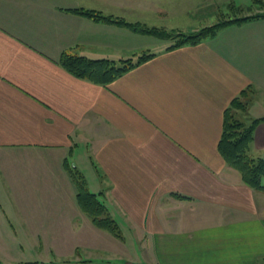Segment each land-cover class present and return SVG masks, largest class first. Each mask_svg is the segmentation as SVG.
<instances>
[{
    "label": "crops",
    "instance_id": "1",
    "mask_svg": "<svg viewBox=\"0 0 264 264\" xmlns=\"http://www.w3.org/2000/svg\"><path fill=\"white\" fill-rule=\"evenodd\" d=\"M252 1L0 0V264H264V192L219 151L241 91L254 89L249 120L264 118V17L169 49L70 11L191 33ZM64 52L154 56L101 85L67 71ZM250 153L264 158V120ZM66 163L123 239L81 209Z\"/></svg>",
    "mask_w": 264,
    "mask_h": 264
},
{
    "label": "trees",
    "instance_id": "2",
    "mask_svg": "<svg viewBox=\"0 0 264 264\" xmlns=\"http://www.w3.org/2000/svg\"><path fill=\"white\" fill-rule=\"evenodd\" d=\"M70 11L92 18L95 21L127 27L137 33L154 35L160 38L172 37V34L165 29L148 27L139 22H130L122 17L105 15L94 9L75 8ZM260 17H264V14L245 17L244 19H240L241 21H221L213 26L204 27L189 34L184 32L176 33L175 38H177V41L169 49H174L185 44H197L207 37L216 35L219 30L226 26L241 24ZM153 56V53H143L137 59L114 60L109 58L93 59L83 55L64 52L60 58V64L76 77L87 79L97 84L108 85L135 65ZM253 91L252 87L241 91L225 109L219 151L227 164L239 171L244 183L253 189L264 192V184L262 183L264 177V158L254 157L250 153L255 128L260 121L264 120V118L249 120L247 117V108ZM66 168L77 189L79 205L91 217L93 224L100 229L108 231L114 237L123 239L119 224L110 215L109 209L100 195L89 190L83 173L70 167L68 163H66Z\"/></svg>",
    "mask_w": 264,
    "mask_h": 264
},
{
    "label": "rangeland",
    "instance_id": "3",
    "mask_svg": "<svg viewBox=\"0 0 264 264\" xmlns=\"http://www.w3.org/2000/svg\"><path fill=\"white\" fill-rule=\"evenodd\" d=\"M90 1H92V0H88V2H90ZM257 14H264V0H253L251 3H249L243 7H239L237 5H229L227 8L219 10L215 19H210V20L206 21L207 23H204V24H209V25L205 26V27H209V26H213L216 23L221 22V21H229V20L241 21L240 19H244L245 17H249V16L250 17L256 16ZM167 31L172 34V37L171 38H164V39H168L172 43L177 41V38H175L176 37L175 34L180 33L181 31H179V30H170V31L167 30ZM196 31H198V30H196ZM187 34H189V33H187ZM244 117H245V115H244ZM242 118H243V116H242ZM96 238L99 241L103 242V247L107 246L105 244V240L103 238H101V237H96ZM127 247H129V244Z\"/></svg>",
    "mask_w": 264,
    "mask_h": 264
}]
</instances>
